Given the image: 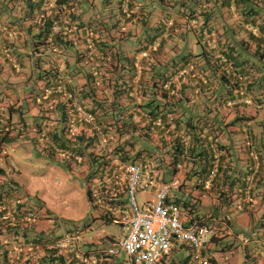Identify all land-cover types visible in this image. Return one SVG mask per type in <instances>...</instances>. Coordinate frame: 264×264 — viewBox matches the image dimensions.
Masks as SVG:
<instances>
[{
    "label": "crops",
    "instance_id": "obj_1",
    "mask_svg": "<svg viewBox=\"0 0 264 264\" xmlns=\"http://www.w3.org/2000/svg\"><path fill=\"white\" fill-rule=\"evenodd\" d=\"M149 2L0 0V141L23 167L9 181L0 173V207L11 211L0 264H108L98 245L115 242L110 232L55 248L72 229L53 196L66 174L79 177L103 213L104 190L87 194L94 169L147 136L157 149L136 162L152 184L176 175L170 195L188 220L211 227L215 244L232 237L233 264H264V0L251 2L245 28L235 0H215L219 14L203 17L185 16L176 0ZM178 139L187 152L176 158ZM190 251L177 244L157 264H193Z\"/></svg>",
    "mask_w": 264,
    "mask_h": 264
},
{
    "label": "built area",
    "instance_id": "obj_2",
    "mask_svg": "<svg viewBox=\"0 0 264 264\" xmlns=\"http://www.w3.org/2000/svg\"><path fill=\"white\" fill-rule=\"evenodd\" d=\"M99 146L106 149L104 139H101ZM116 163L112 176L119 186L110 195L116 199L123 192L125 201L114 207L109 205L108 209L124 235L104 254L115 256L123 252L130 264H157L171 253L175 245L181 244L191 250V263L211 264L205 256V249L211 240L212 228L198 219L188 220L180 206L169 198L171 190L179 184L177 176L153 185L152 174L145 173L140 163L119 159ZM137 190H148L153 198L140 205L136 200ZM10 216V210L0 208V228ZM78 240V232L68 231L55 240L54 246L61 250L76 248Z\"/></svg>",
    "mask_w": 264,
    "mask_h": 264
},
{
    "label": "rangeland",
    "instance_id": "obj_3",
    "mask_svg": "<svg viewBox=\"0 0 264 264\" xmlns=\"http://www.w3.org/2000/svg\"><path fill=\"white\" fill-rule=\"evenodd\" d=\"M132 139H134L136 142L135 148L131 150L132 152L135 151L141 152L143 148L147 150L151 149V147L143 138L134 137ZM6 149L7 147L1 148V143H0V169L2 170L4 169L6 171V175H4L5 181H9L11 174H13V176H17L19 172L23 171V167L18 166V163L15 160H12L9 156L4 155ZM94 171L98 172V168H95ZM61 172L64 173L63 169H61ZM32 177H34V175H32ZM74 179L75 182H77L78 184L69 185V182ZM77 179H79V177L73 178L72 176L66 174L65 176L66 184H64L62 178L61 180L62 185H64L63 188L64 187L65 188L53 196L52 204L55 211L60 213L61 215L63 214L61 218L66 219L64 225L70 227L72 231L82 233L83 235H85V237L88 236L93 237L97 234V231H103V232L105 231L108 234L112 233L115 238L114 243H117L119 239L124 235V232L120 229L119 225L116 222L108 221V220H113L114 218L112 215H108L106 213V209L103 206L101 208L103 210V213L101 210L100 212H98L97 209H93V207L90 208L91 206L90 207L88 206V204L90 203L86 199V190L83 180H80L83 183L81 184L80 182H78L79 180ZM90 184H92L91 185L92 188L90 189L93 190L95 186V181L94 182L90 181ZM13 191L16 192L15 189ZM172 191L173 190H171V192ZM152 198L153 195L148 190L146 191L137 190L136 192V200L140 205L145 200H149ZM102 219H105L106 222L102 221ZM88 224H91V230L85 232V230L88 228L86 227ZM232 242L233 239L232 237L229 236L222 238L221 241H219L216 244L213 242H209L208 245L211 246L213 250L211 251V253H208L207 250L205 249L206 258L212 260L214 257V259H216L215 261L219 264H226V263L229 264V262L233 264L236 260L238 261V259H240V254L234 256V253L232 252L233 248L230 247L225 248L226 245L230 246ZM112 245L113 244L111 240L105 239L102 240V243L98 245V248L104 249L103 252H105V250H107ZM104 262H108V264H130L128 256H126L123 252H120L119 254L112 256L109 259V261H104Z\"/></svg>",
    "mask_w": 264,
    "mask_h": 264
},
{
    "label": "trees",
    "instance_id": "obj_4",
    "mask_svg": "<svg viewBox=\"0 0 264 264\" xmlns=\"http://www.w3.org/2000/svg\"><path fill=\"white\" fill-rule=\"evenodd\" d=\"M148 1H150L149 2L150 4L151 3L153 5H157L158 4L160 6V4L163 3L164 0H148ZM252 1H255V0H235L236 4H234L235 5L234 6V11L237 14V16L238 15L240 16V19H241L239 21V23L236 24V28H238V26L240 27V24H243L242 25L243 28H245L246 26H248V24H250L251 20L247 19V18H248V16L251 13V8L250 7H252L251 6L252 5V3H251ZM176 2H177L179 10L182 11L185 14V16H190V17L191 16H195V17L202 16L203 17L205 14L210 15V16H217L219 14V6L215 2V0H176ZM254 10L256 11V9H254ZM237 33L238 32H236L235 29H233V31L231 32L230 36L233 37V36L237 35ZM254 38H256V37H254ZM244 43L245 42H243V44ZM255 53H258V54L261 53L260 47L256 48ZM187 125L188 124H186V127H187ZM144 140L151 147V149H148V150L143 148V150L147 153V154L145 153V157L146 158H150L155 153V148L157 149V147H154V146H152L149 143L150 142V137L147 136ZM177 142H178L177 143V148H178L177 151H178V153H177V155L175 157L178 158L179 156H181V157L182 156L183 157L186 156L185 153L187 152V149H186L187 140L186 139H184V140L183 139H178ZM0 143H1V141H0ZM122 150H124V149L120 148V150H119L120 152H123L120 155L122 160L131 159L129 161L136 162V159H137L138 155H141L140 152H136V153H134L132 155H129V151L130 150L128 152H124ZM116 151H118V150L116 149ZM102 157H104V156H102ZM172 164H174V165H173V167L171 169L174 172L175 169L177 168V165H176L177 163L173 162ZM116 167H117V163L116 162L115 163L114 162L113 163L112 162L109 163V162L101 161V162H98V167H97L98 168V172H94L93 171L94 172V177L98 179V181L95 182V184L98 186L97 189L102 188L104 190V194L107 196V199L109 200L108 204L110 206H112V207L120 204L118 201L115 200V198H113L110 195L111 191L113 189L115 190L119 186V185L114 183V178L112 176V170H113V168H116ZM0 173H1V169H0ZM211 173H212V171H211ZM119 179H121V176H119ZM110 187H113V189H111ZM178 187H179V184H178L176 189H178ZM90 188H91V186L89 187V190L87 191L89 200L91 199L90 195H89V192H91ZM121 188H123V187H121ZM176 189H172V190H176ZM93 190H94V188H93ZM169 198L172 199L171 196H170V193H169ZM173 201H175L180 206L181 211L185 214V216L187 218V213H186V209H185L187 207L186 204H182L181 205L175 199ZM106 213L108 215H111V212L109 211V209H106ZM191 220H196V219H191ZM199 221H200V223H203L201 220H199Z\"/></svg>",
    "mask_w": 264,
    "mask_h": 264
}]
</instances>
